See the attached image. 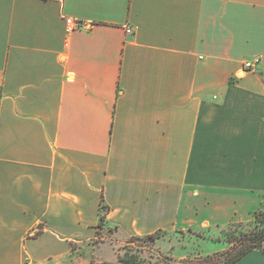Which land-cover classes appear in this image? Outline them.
Wrapping results in <instances>:
<instances>
[{
  "label": "crops",
  "instance_id": "crops-1",
  "mask_svg": "<svg viewBox=\"0 0 264 264\" xmlns=\"http://www.w3.org/2000/svg\"><path fill=\"white\" fill-rule=\"evenodd\" d=\"M263 206L264 0H0V264Z\"/></svg>",
  "mask_w": 264,
  "mask_h": 264
},
{
  "label": "rangeland",
  "instance_id": "rangeland-1",
  "mask_svg": "<svg viewBox=\"0 0 264 264\" xmlns=\"http://www.w3.org/2000/svg\"><path fill=\"white\" fill-rule=\"evenodd\" d=\"M259 210H264V206ZM260 228L261 224L254 214L243 222L206 225L195 210L193 221L188 224L164 226V230L152 237L127 238L122 244L113 247L114 252L106 244L102 247L100 257L107 261L113 260L109 264H121L118 258L124 259L126 264H228ZM98 232L89 243L106 240L101 231ZM91 263L103 262L94 259Z\"/></svg>",
  "mask_w": 264,
  "mask_h": 264
},
{
  "label": "trees",
  "instance_id": "trees-1",
  "mask_svg": "<svg viewBox=\"0 0 264 264\" xmlns=\"http://www.w3.org/2000/svg\"><path fill=\"white\" fill-rule=\"evenodd\" d=\"M105 206L101 204V213H100V222H102L105 218ZM254 218L257 220L258 223L261 224V228L254 232L253 236L250 237L248 241H246L243 246L239 249V251L233 256L231 261L228 264H232L235 262L237 259L242 257L244 254H246L248 251L255 249V248H261L262 247V241L264 239V210H258L255 211L254 213ZM161 230L147 235L146 237H152L159 233ZM119 262L121 264H126L127 262L124 259L118 258ZM92 264V263H91ZM102 264H109L107 262H103Z\"/></svg>",
  "mask_w": 264,
  "mask_h": 264
},
{
  "label": "built area",
  "instance_id": "built-area-1",
  "mask_svg": "<svg viewBox=\"0 0 264 264\" xmlns=\"http://www.w3.org/2000/svg\"><path fill=\"white\" fill-rule=\"evenodd\" d=\"M67 22V30L68 31H72V30H78V29H81L83 28V23L77 21V20H73V19H70L68 18L66 20ZM127 32L130 33L131 32V29L130 28H127ZM254 60H246L243 65L245 68H248V69H252L254 68Z\"/></svg>",
  "mask_w": 264,
  "mask_h": 264
}]
</instances>
